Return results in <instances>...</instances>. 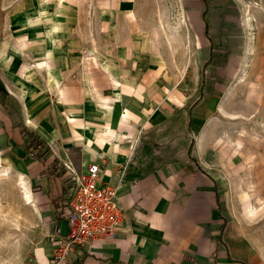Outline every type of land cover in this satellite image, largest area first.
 Masks as SVG:
<instances>
[{"label":"crops","instance_id":"obj_1","mask_svg":"<svg viewBox=\"0 0 264 264\" xmlns=\"http://www.w3.org/2000/svg\"><path fill=\"white\" fill-rule=\"evenodd\" d=\"M74 1L12 0L0 46V164L25 181L38 218L30 263L264 264V155L245 159L263 184L245 190L244 159L228 144L250 69L240 12L229 0H180L183 20L167 33L121 0L138 16L130 31L113 40L123 26L111 23L110 49L82 63ZM97 162L123 221L56 259L75 179Z\"/></svg>","mask_w":264,"mask_h":264},{"label":"rangeland","instance_id":"obj_2","mask_svg":"<svg viewBox=\"0 0 264 264\" xmlns=\"http://www.w3.org/2000/svg\"><path fill=\"white\" fill-rule=\"evenodd\" d=\"M130 1L139 15L147 19L146 22L149 25L161 19L167 33L178 28L183 20L180 0ZM120 2L121 0H76L72 2L73 8L78 10V15L71 18L69 22L76 20L79 30L77 33L73 31L70 33L73 37H77L73 40L78 38L81 40L82 63H85V58L92 56L98 46L108 44L105 49H110L111 42L107 43V39H111L109 32L111 23L115 27L123 26L122 29L115 30L117 35L113 40L118 35H127L130 31V28L125 29L124 27H127L128 22L138 16L136 13L135 15L123 14L126 9L125 6L120 5ZM229 2H232L231 5L240 12L241 18L245 19L246 28L249 31V52L245 61L250 69L247 70L246 78H243L245 74L240 75L241 78H239V81L242 78L243 81L239 88V98L236 97L234 104L236 112L231 113L229 117L227 115V120L230 121V131L238 137L236 140L228 141V144L234 152L241 154L240 159H244L239 166L244 189L254 191L262 188L263 184L259 178H254L252 171L249 175L248 168L258 166L256 161L247 165L245 159L264 155V0H229ZM11 3L12 0H0V46H5L6 39L4 38L7 33H10L8 15L11 12ZM19 36L20 34L17 33L16 39ZM12 44L17 43L14 41ZM255 54H260L263 58L251 69ZM42 62L44 61H39L38 66ZM25 67L26 64H23L22 73ZM246 112L251 113L245 115ZM2 165L0 164V264H31V246L37 234L38 218L35 210L24 200L25 181L17 176L12 168L8 174L5 173V169L9 167ZM254 200L257 199L254 198ZM259 202L258 200L257 203Z\"/></svg>","mask_w":264,"mask_h":264},{"label":"built area","instance_id":"obj_3","mask_svg":"<svg viewBox=\"0 0 264 264\" xmlns=\"http://www.w3.org/2000/svg\"><path fill=\"white\" fill-rule=\"evenodd\" d=\"M119 166V165H118ZM100 164L90 163L75 179L68 198L67 234L56 227L58 244L54 258H67L75 246L90 244L94 239L113 236L123 221V211L116 199L117 186L100 181Z\"/></svg>","mask_w":264,"mask_h":264},{"label":"bare ground","instance_id":"obj_4","mask_svg":"<svg viewBox=\"0 0 264 264\" xmlns=\"http://www.w3.org/2000/svg\"><path fill=\"white\" fill-rule=\"evenodd\" d=\"M1 168V167H0ZM3 169H1V171H2ZM11 170L10 169H5V173H9ZM2 173V172H1ZM3 174H4V171H3ZM7 174L5 175L6 177H7ZM22 178V177H21ZM21 183H22V181H21ZM23 184V183H22ZM24 200H25V202L26 203H28V204H30V202H31V200H30V193H29V190H27V187H26V185H24Z\"/></svg>","mask_w":264,"mask_h":264}]
</instances>
